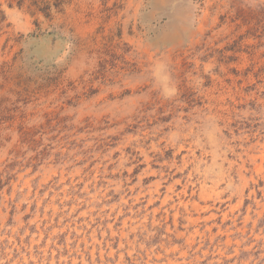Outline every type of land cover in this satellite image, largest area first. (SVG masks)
Returning a JSON list of instances; mask_svg holds the SVG:
<instances>
[{
    "label": "rangeland",
    "instance_id": "374dc122",
    "mask_svg": "<svg viewBox=\"0 0 264 264\" xmlns=\"http://www.w3.org/2000/svg\"><path fill=\"white\" fill-rule=\"evenodd\" d=\"M24 263L264 264V0H0Z\"/></svg>",
    "mask_w": 264,
    "mask_h": 264
},
{
    "label": "bare ground",
    "instance_id": "6f19581e",
    "mask_svg": "<svg viewBox=\"0 0 264 264\" xmlns=\"http://www.w3.org/2000/svg\"><path fill=\"white\" fill-rule=\"evenodd\" d=\"M205 208V207H204ZM188 220V219H187ZM216 226V225H215ZM214 228V227H213ZM227 230V229H226ZM40 232V231H39ZM110 233V232H109ZM79 235V234H78ZM112 235V234H111ZM190 237V236H189ZM83 240V239H82ZM81 244V243H80ZM92 247V246H91ZM93 249V248H92ZM175 249V248H174ZM155 257V256H154ZM17 258V257H16ZM220 262V261H219ZM168 263V262H167ZM176 263V262H175ZM25 264V263H24ZM158 264V263H157Z\"/></svg>",
    "mask_w": 264,
    "mask_h": 264
}]
</instances>
